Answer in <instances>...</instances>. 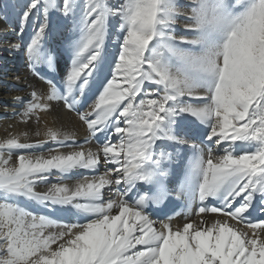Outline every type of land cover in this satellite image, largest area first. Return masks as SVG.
Wrapping results in <instances>:
<instances>
[{"label": "snow or ice", "instance_id": "1", "mask_svg": "<svg viewBox=\"0 0 264 264\" xmlns=\"http://www.w3.org/2000/svg\"><path fill=\"white\" fill-rule=\"evenodd\" d=\"M12 17L0 52L47 87L0 138V264H264V0H0ZM175 200L182 226L154 215Z\"/></svg>", "mask_w": 264, "mask_h": 264}, {"label": "bare ground", "instance_id": "2", "mask_svg": "<svg viewBox=\"0 0 264 264\" xmlns=\"http://www.w3.org/2000/svg\"><path fill=\"white\" fill-rule=\"evenodd\" d=\"M5 24H9L13 27L16 26L15 17L10 18L5 21L0 19V28ZM53 26V35L50 37L49 42L51 44L59 45L61 40V33L65 31L64 23L59 19L58 16H53L51 20ZM31 36V28L27 29L24 33L23 40L28 41ZM8 38L12 41H16L19 37L16 32H10ZM107 48L110 53V57L115 55L117 50V45L110 38L107 43ZM69 67V59L67 55L62 58H58V63L56 67L55 75L59 78L63 73L67 71ZM43 73H47L46 69H42ZM47 85L43 81L32 74L28 68L25 66V59L20 51H3L0 52V138L7 136L10 132H16L21 130L34 131L36 125L34 121H30L28 124L21 123L18 119H12V112L15 107L14 97L20 96L25 99L29 97L32 90L43 91L46 89ZM91 102L90 100L88 101ZM87 107V105H85ZM53 115L58 118L59 124L65 127H70L74 129L77 135V142H82L85 139L86 132L81 126L78 118L74 113L65 112L61 106L54 105ZM47 121L49 126H52V117L42 114L41 116V126ZM92 147H95V141H93ZM47 147V145L45 146ZM67 150V149H66ZM74 181H70L72 183ZM42 190V189H40ZM26 207L33 211L43 213V209L36 208L31 204H25ZM57 218L70 221L72 218L68 217L64 213L53 214ZM157 219H162V216L156 215ZM201 217H197L193 211V220H199ZM203 219L209 222L218 218L217 214H203ZM223 219V217H219ZM184 215L177 219L172 220L174 226H182L185 223Z\"/></svg>", "mask_w": 264, "mask_h": 264}]
</instances>
